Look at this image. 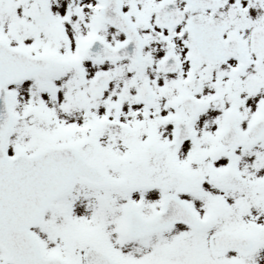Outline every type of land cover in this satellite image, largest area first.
Segmentation results:
<instances>
[{
    "label": "snow or ice",
    "instance_id": "snow-or-ice-1",
    "mask_svg": "<svg viewBox=\"0 0 264 264\" xmlns=\"http://www.w3.org/2000/svg\"><path fill=\"white\" fill-rule=\"evenodd\" d=\"M0 264H264V0H0Z\"/></svg>",
    "mask_w": 264,
    "mask_h": 264
}]
</instances>
